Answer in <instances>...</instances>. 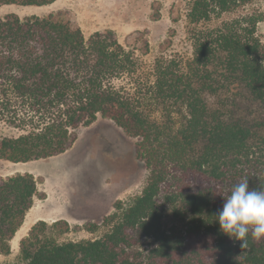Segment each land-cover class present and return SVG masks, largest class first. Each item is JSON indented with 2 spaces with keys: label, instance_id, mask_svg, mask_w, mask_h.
Returning <instances> with one entry per match:
<instances>
[{
  "label": "trees",
  "instance_id": "obj_1",
  "mask_svg": "<svg viewBox=\"0 0 264 264\" xmlns=\"http://www.w3.org/2000/svg\"><path fill=\"white\" fill-rule=\"evenodd\" d=\"M189 1L191 56L151 64L141 32L128 48L113 30L86 39L58 15L0 19V121L20 132L0 138V159L65 154L81 127L102 118L138 140L137 158L150 172L129 206L117 202L101 225H85L91 233L106 228L100 238L59 243L39 221L20 242V264H264V239L249 233L242 248L214 217L237 183L264 187V12L200 26L254 0ZM36 195L32 174L0 178V254H11ZM52 229L70 226L57 221Z\"/></svg>",
  "mask_w": 264,
  "mask_h": 264
},
{
  "label": "rangeland",
  "instance_id": "obj_2",
  "mask_svg": "<svg viewBox=\"0 0 264 264\" xmlns=\"http://www.w3.org/2000/svg\"><path fill=\"white\" fill-rule=\"evenodd\" d=\"M190 7L189 0H58L42 7L2 6L0 19L11 14L21 19L58 15L61 21L81 28L86 39L96 32L113 30L128 48L137 47L132 36L141 32L150 43V53L144 60L151 64L161 56H191L190 35L195 26L187 18ZM256 11L264 12V0H254L200 26L216 27L223 21ZM258 34L264 43V22L258 25ZM19 134L0 121V138ZM137 141L113 122L98 118L91 126L77 131L75 144L65 154L19 164L0 159V178L17 174L35 177L36 223L48 224V237L59 243L96 240L107 229L102 227L91 233L85 225H101L114 212L117 202L126 208L147 185L150 172L137 158ZM57 221L68 222L69 232L54 231L52 226ZM14 249L9 256L0 254V264H20V247Z\"/></svg>",
  "mask_w": 264,
  "mask_h": 264
},
{
  "label": "clouds",
  "instance_id": "obj_3",
  "mask_svg": "<svg viewBox=\"0 0 264 264\" xmlns=\"http://www.w3.org/2000/svg\"><path fill=\"white\" fill-rule=\"evenodd\" d=\"M220 230L240 241L243 248L251 234L253 240L264 239V187L250 188L247 180L234 185L223 197V204L215 213Z\"/></svg>",
  "mask_w": 264,
  "mask_h": 264
},
{
  "label": "crops",
  "instance_id": "obj_4",
  "mask_svg": "<svg viewBox=\"0 0 264 264\" xmlns=\"http://www.w3.org/2000/svg\"><path fill=\"white\" fill-rule=\"evenodd\" d=\"M31 212H32V215L29 217V214H31ZM35 224H36V196L34 198V205H33L32 209L28 212V214H27V216L25 218L24 224L22 225L20 230L16 233L15 237L12 239V241L10 243L11 244V249H12L11 254L14 252V250H15L14 248L20 247L19 245H20L21 240L27 236L28 231ZM23 230H24V233H20ZM25 230H26V233H25ZM15 241H17V242H16L15 247H13V243ZM5 256H9V255H5Z\"/></svg>",
  "mask_w": 264,
  "mask_h": 264
}]
</instances>
